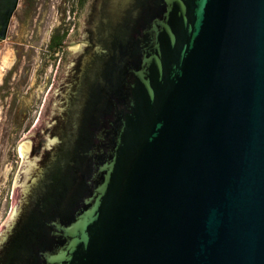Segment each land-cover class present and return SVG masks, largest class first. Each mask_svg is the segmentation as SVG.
Instances as JSON below:
<instances>
[{"label": "water", "instance_id": "1", "mask_svg": "<svg viewBox=\"0 0 264 264\" xmlns=\"http://www.w3.org/2000/svg\"><path fill=\"white\" fill-rule=\"evenodd\" d=\"M74 34L61 154L25 159L0 264H264V0H88Z\"/></svg>", "mask_w": 264, "mask_h": 264}, {"label": "rangeland", "instance_id": "2", "mask_svg": "<svg viewBox=\"0 0 264 264\" xmlns=\"http://www.w3.org/2000/svg\"><path fill=\"white\" fill-rule=\"evenodd\" d=\"M82 7L75 0H40L34 19L21 20L20 14L27 16L22 0L9 39L0 42V240L20 199L27 135L52 101L70 53L79 57L73 34ZM63 24L71 31L63 52L48 53V41Z\"/></svg>", "mask_w": 264, "mask_h": 264}, {"label": "trees", "instance_id": "3", "mask_svg": "<svg viewBox=\"0 0 264 264\" xmlns=\"http://www.w3.org/2000/svg\"><path fill=\"white\" fill-rule=\"evenodd\" d=\"M77 4L84 5L88 0H75ZM25 3V10L24 13L27 16L19 15L21 20L25 17L27 20H33L35 10L38 7L40 0H24ZM29 14V16H28ZM31 14V15H30ZM71 36V31L69 27L56 28L51 36L50 41L47 43V52L54 54L55 52H63L64 47ZM74 37L77 38L79 41H86L88 47L86 51L94 44L95 40L92 36L91 31L87 30L85 35L78 33L77 35L74 34ZM57 57V56H56ZM82 59H84V54L81 56L72 59L71 67H68V75L64 78L61 83L60 91L53 96L52 106L48 109L47 119L44 125L35 132L33 135L30 136L31 138V147L28 150V157L34 158L38 157V164L41 167L46 166L50 160H53L55 157H60V148L51 149L47 146L48 137L53 135H58L61 131H64L65 127L67 126V118L68 112H62L61 109L65 106L73 92L76 90V86L81 76V65ZM56 154V155H55Z\"/></svg>", "mask_w": 264, "mask_h": 264}, {"label": "flooded vegetation", "instance_id": "4", "mask_svg": "<svg viewBox=\"0 0 264 264\" xmlns=\"http://www.w3.org/2000/svg\"><path fill=\"white\" fill-rule=\"evenodd\" d=\"M22 1V0H21ZM19 8V7H18ZM18 14V9L16 10V13H15V15H14V19H15V17H16V15ZM14 19H13V21H12V23H10V25H9V29H8V39H9V37H10V32H11V28H12V24L14 23ZM6 38V39H7ZM6 39H4V40H6ZM2 40H0V42H1Z\"/></svg>", "mask_w": 264, "mask_h": 264}]
</instances>
